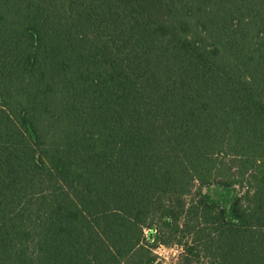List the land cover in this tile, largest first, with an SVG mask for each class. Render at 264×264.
<instances>
[{
	"label": "trees",
	"instance_id": "1",
	"mask_svg": "<svg viewBox=\"0 0 264 264\" xmlns=\"http://www.w3.org/2000/svg\"><path fill=\"white\" fill-rule=\"evenodd\" d=\"M154 225L264 264V0H0V264H161Z\"/></svg>",
	"mask_w": 264,
	"mask_h": 264
},
{
	"label": "rangeland",
	"instance_id": "2",
	"mask_svg": "<svg viewBox=\"0 0 264 264\" xmlns=\"http://www.w3.org/2000/svg\"><path fill=\"white\" fill-rule=\"evenodd\" d=\"M217 187L207 186L203 188V191L212 195H217ZM195 191V189L193 190ZM191 196L186 197V200L189 201ZM157 226V227H156ZM160 233L163 238H165L168 243H159L154 247L153 251L159 257V262L161 264H183L182 255L183 251V242L187 240L186 237H182L179 232H175L169 229H163L160 231L158 225H154L151 228H145L146 236H149L150 239L155 240L154 234Z\"/></svg>",
	"mask_w": 264,
	"mask_h": 264
}]
</instances>
